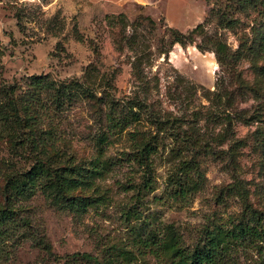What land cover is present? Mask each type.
<instances>
[{"label":"rangeland","instance_id":"obj_1","mask_svg":"<svg viewBox=\"0 0 264 264\" xmlns=\"http://www.w3.org/2000/svg\"><path fill=\"white\" fill-rule=\"evenodd\" d=\"M205 1L200 28L174 42L141 7L0 0V214L13 210L0 264H170L143 240L176 234L191 250L218 225H264V0ZM130 109L140 119L112 129ZM102 134L115 165L92 187L6 201L10 176L38 159L84 164ZM222 264H264V243H238Z\"/></svg>","mask_w":264,"mask_h":264},{"label":"trees","instance_id":"obj_2","mask_svg":"<svg viewBox=\"0 0 264 264\" xmlns=\"http://www.w3.org/2000/svg\"><path fill=\"white\" fill-rule=\"evenodd\" d=\"M201 26L197 24L190 31L181 32L177 29H171L174 36V42H179L186 37L184 35L191 34L197 31ZM220 45V44H219ZM3 52L0 50V63ZM264 75V66L261 69ZM72 83H68L70 86ZM30 85L37 90H41L45 85L42 83L41 77L33 76L30 78ZM77 85V84H76ZM65 86H59L58 92L63 94ZM62 103L57 100V105ZM135 106L140 107L139 102H134ZM140 118L133 110H128L127 113L116 116H111L108 120L111 123L112 129L121 132L127 124L132 121H138ZM108 134H102L97 138V154L86 163L67 165H56L51 159L35 160V162L26 170L10 176L4 186L5 197L8 203L17 199H27L37 192L50 195L53 192H72L79 188H90L93 186V181L104 177L115 165V161L111 157L105 156V146L108 144ZM150 144L143 142L139 148L138 158L147 165L148 154L150 153ZM81 200L78 203L70 202V208L75 211L85 210L90 205V202ZM13 210L4 209L0 214V225H5L9 221ZM255 221V220H254ZM7 229L0 230V234H4ZM155 236L150 235L143 241L144 246L156 255H163L170 264H222L225 257L233 246L238 243L248 240L264 243V225L260 224V219L255 223L239 221L229 227L218 225L212 229H207L201 240V243L196 244L193 249H186L182 244L178 235L169 234L165 238L155 240ZM152 247V248H151ZM159 251V252H158ZM158 252V253H157ZM129 251H122L119 255L124 260L130 259ZM79 257V258H77ZM73 260L81 259L86 262L92 261V264H119L113 259H108L106 262H99L91 255L73 254Z\"/></svg>","mask_w":264,"mask_h":264},{"label":"crops","instance_id":"obj_3","mask_svg":"<svg viewBox=\"0 0 264 264\" xmlns=\"http://www.w3.org/2000/svg\"><path fill=\"white\" fill-rule=\"evenodd\" d=\"M88 8L105 13L128 12L133 7L144 8L158 20L163 18L167 27L185 32L201 23L205 17V0H83Z\"/></svg>","mask_w":264,"mask_h":264}]
</instances>
